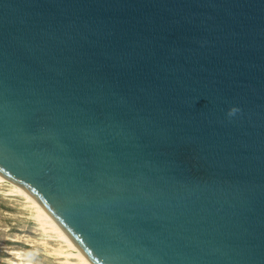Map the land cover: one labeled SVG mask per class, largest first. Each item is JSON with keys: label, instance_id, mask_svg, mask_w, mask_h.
Returning a JSON list of instances; mask_svg holds the SVG:
<instances>
[{"label": "water", "instance_id": "obj_1", "mask_svg": "<svg viewBox=\"0 0 264 264\" xmlns=\"http://www.w3.org/2000/svg\"><path fill=\"white\" fill-rule=\"evenodd\" d=\"M0 173L92 264H264V0H0Z\"/></svg>", "mask_w": 264, "mask_h": 264}, {"label": "rangeland", "instance_id": "obj_2", "mask_svg": "<svg viewBox=\"0 0 264 264\" xmlns=\"http://www.w3.org/2000/svg\"><path fill=\"white\" fill-rule=\"evenodd\" d=\"M4 185L0 187V264H7L5 259L11 258L6 254L9 250L20 251L33 264H56L57 260L63 261L55 259L51 254L58 248L66 252L65 244L54 241L51 234L43 233L31 219L32 210L25 200L6 196L9 188Z\"/></svg>", "mask_w": 264, "mask_h": 264}, {"label": "bare ground", "instance_id": "obj_3", "mask_svg": "<svg viewBox=\"0 0 264 264\" xmlns=\"http://www.w3.org/2000/svg\"><path fill=\"white\" fill-rule=\"evenodd\" d=\"M3 184L9 188L7 191L8 193L5 194L6 196L20 197L25 200L32 210V218H30L36 222L43 233L51 234L50 236L54 241L63 242L65 247H67L66 252L62 251L61 248H58L54 250L53 254H51L55 259L63 260H57L58 262L56 264H92L78 248L75 242L58 225L51 214L42 207L38 200H36V198L31 195L22 184L12 181L0 173V187L1 185L3 186ZM45 247H47V245ZM51 251L52 250H50V252ZM6 254L11 256V258L5 259V263L7 264H33L28 258L24 257L20 251L9 250Z\"/></svg>", "mask_w": 264, "mask_h": 264}, {"label": "clouds", "instance_id": "obj_4", "mask_svg": "<svg viewBox=\"0 0 264 264\" xmlns=\"http://www.w3.org/2000/svg\"><path fill=\"white\" fill-rule=\"evenodd\" d=\"M239 111H240L239 108L233 106V107H230V108L228 109L226 115H227L228 117H233V116H235L237 113H239Z\"/></svg>", "mask_w": 264, "mask_h": 264}]
</instances>
